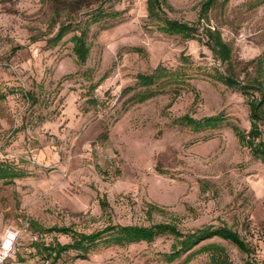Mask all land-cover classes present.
I'll return each instance as SVG.
<instances>
[{
	"label": "rangeland",
	"instance_id": "obj_1",
	"mask_svg": "<svg viewBox=\"0 0 264 264\" xmlns=\"http://www.w3.org/2000/svg\"><path fill=\"white\" fill-rule=\"evenodd\" d=\"M168 2L171 19L199 21L203 0ZM97 8L121 14L90 26V54L79 65L70 40L78 28L58 43L52 38L61 22L83 25ZM200 21L231 45L239 81L262 79L264 0H229L224 7L218 0ZM182 54L201 69L190 86L140 103L134 91L123 92L140 73L180 68ZM225 69L204 42L160 33L148 20L147 0H0V160L26 172L0 182V248L9 231L17 232L5 264H43L34 242H70L57 233L33 234L30 220L87 233L108 224L171 222L185 232L228 226L251 251L207 241L224 246L227 264H264V164L232 129L250 131V108L241 90L211 76ZM219 113L227 124L197 133L171 121ZM260 129L264 141V121ZM173 242L164 235L100 245L86 259L68 251L55 264H169L164 254ZM187 264H211L210 254Z\"/></svg>",
	"mask_w": 264,
	"mask_h": 264
},
{
	"label": "trees",
	"instance_id": "obj_2",
	"mask_svg": "<svg viewBox=\"0 0 264 264\" xmlns=\"http://www.w3.org/2000/svg\"><path fill=\"white\" fill-rule=\"evenodd\" d=\"M218 0H203L201 3L200 19L197 23H187L171 19L165 7L171 8L168 0H147V17L156 29L166 36H176L184 40L198 39L204 42L215 57L226 64L224 72L215 71L211 76L224 83L227 87L241 90L248 96L250 108V131L245 134L238 125H232V129L245 143L252 155L261 160L264 164V141L260 139L262 133L261 122L264 121V73L261 72L262 79L255 80L253 83L244 84L238 80L235 74L233 62V51L231 45L226 42L219 29L213 28L210 24L200 25L202 18H207L209 12L216 6ZM229 0H222L224 7ZM58 9L54 8V14H58ZM121 13L119 11H107L105 9H94L83 25L80 21L68 20L59 24V28L52 38L55 43L78 28L79 32L73 34L71 42L77 64L86 63L90 54L88 34L92 24L100 23L103 20L115 19ZM56 20V19H55ZM56 22V21H55ZM53 21V23H55ZM181 67L171 69L159 65L151 73H140L136 77V85L124 89L125 92L134 91L132 98L135 102H145L159 94H165L172 88H184L190 86L189 79L193 78V71L201 70L200 66H195L188 55L180 56ZM99 83H95V88ZM192 88V87H191ZM251 89L260 93L259 98L251 96ZM28 100L35 102L34 95L26 94ZM5 94L0 91V100L4 99ZM172 123L182 127H187L194 132H202L209 129H217L227 124L228 119L224 113L196 119L189 114L173 118ZM26 176V172L14 163L0 160V182L14 183L16 179ZM157 207L151 205V209ZM29 231L33 234L57 233L70 237V242L61 243L56 240L46 243L39 240L33 243L36 252L44 257L43 264H55L62 255L68 251L76 252V257L86 259L89 252L100 245L125 246L139 242H152L159 236L168 235L173 238L171 250L165 253V259L169 264L179 261L176 264H187L197 254L208 252L211 264H227L228 254L223 245L214 242H207L214 238L228 241L238 247L241 251L249 253L251 251L247 242L239 233L228 226L204 225L191 231H182L176 223L160 222L148 226L137 224H108L102 229L92 232L76 230L72 226L54 225L45 227L35 220H30ZM160 264V263H158Z\"/></svg>",
	"mask_w": 264,
	"mask_h": 264
},
{
	"label": "built area",
	"instance_id": "obj_3",
	"mask_svg": "<svg viewBox=\"0 0 264 264\" xmlns=\"http://www.w3.org/2000/svg\"><path fill=\"white\" fill-rule=\"evenodd\" d=\"M16 237L17 232L9 231L6 234V239L4 240V243L1 245L0 248V264L6 263V260L11 251L12 244L15 241Z\"/></svg>",
	"mask_w": 264,
	"mask_h": 264
}]
</instances>
